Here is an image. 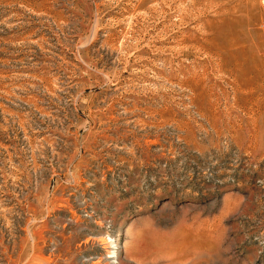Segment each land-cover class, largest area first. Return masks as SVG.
Masks as SVG:
<instances>
[{"label": "rangeland", "instance_id": "obj_1", "mask_svg": "<svg viewBox=\"0 0 264 264\" xmlns=\"http://www.w3.org/2000/svg\"><path fill=\"white\" fill-rule=\"evenodd\" d=\"M261 1L0 0V264H264Z\"/></svg>", "mask_w": 264, "mask_h": 264}, {"label": "bare ground", "instance_id": "obj_2", "mask_svg": "<svg viewBox=\"0 0 264 264\" xmlns=\"http://www.w3.org/2000/svg\"><path fill=\"white\" fill-rule=\"evenodd\" d=\"M176 1V4L178 5V7L177 8H186L189 4H190V1L191 0H175ZM262 2V4H263V6H264V0H262L261 1ZM181 9V10H182ZM227 10V9H226ZM228 11H229V8H228ZM227 11V12H228ZM222 12V11H221ZM226 12V13H227ZM232 12V11H231ZM237 12V11H236ZM228 15V14H227ZM221 16H223V14L221 15ZM224 17V16H223ZM230 17V16H229ZM226 18V16L224 17V19ZM233 18H235V17H233ZM227 19V18H226ZM232 19V18H231ZM230 19V20H231ZM221 21V20H220ZM226 21H228L229 22V20H226ZM224 22V21H223ZM236 23V22H235ZM223 23L221 22V25H222ZM229 24V23H228ZM220 25V24H219ZM225 25V24H224ZM233 26H234V23L232 24ZM231 25V26H232ZM237 25V24H236ZM226 27H227V23H226ZM229 29V28H228ZM225 32V31H224ZM224 32H223V34H224ZM228 32L229 33H231L232 32V30H231V32L230 31H228L227 30V32H226V34H228ZM227 36V35H226ZM228 36H230L231 37V35H228ZM224 37H225V35H224ZM116 242V241H115ZM114 241H110V242H108L109 244H111V250H113V252H112V254H114V250L117 248V243H115ZM101 245H103V244H105V243H103L102 244V242L100 243ZM107 245V244H106ZM102 248H103V246H102Z\"/></svg>", "mask_w": 264, "mask_h": 264}]
</instances>
